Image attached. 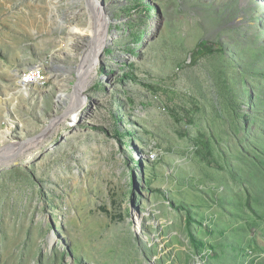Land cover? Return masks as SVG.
I'll return each mask as SVG.
<instances>
[{
  "label": "rangeland",
  "instance_id": "1",
  "mask_svg": "<svg viewBox=\"0 0 264 264\" xmlns=\"http://www.w3.org/2000/svg\"><path fill=\"white\" fill-rule=\"evenodd\" d=\"M97 5L0 0V264H264V0Z\"/></svg>",
  "mask_w": 264,
  "mask_h": 264
},
{
  "label": "bare ground",
  "instance_id": "2",
  "mask_svg": "<svg viewBox=\"0 0 264 264\" xmlns=\"http://www.w3.org/2000/svg\"><path fill=\"white\" fill-rule=\"evenodd\" d=\"M99 1H101V0H91V3H92V6L93 7H95V9H97L98 10V5H97V3L99 2ZM100 5V4H99ZM92 8V7H91ZM100 15V14H99ZM101 20H102V22L103 23H101L102 24V27H103V36H104V39H102V40H100V42H98L97 43V45H96V51L94 52V56H93V59H92V63H91V68H89L88 67V70L90 71V69H91V71L92 70H94L95 68H96V66H97V57H98V55L102 52V50H103V48L106 46V27H107V23H108V21L105 19H102L101 18ZM87 67V66H86ZM35 68L36 69H40L42 72H43V75H45L44 74V69H43V65L41 64V63H36L35 64ZM26 68H24L23 70H25ZM22 70V71H23ZM90 73V72H89ZM21 76V75H20ZM22 78V77H21ZM45 78V76L43 77V79ZM20 80L21 79H19V86L21 87V88H29V87H32V86H37V85H40V83H28V84H21L20 83ZM63 95V94H62ZM18 147H20V146H17V148ZM14 147L12 146L11 147V149H13ZM10 149V148H9ZM16 149V148H15Z\"/></svg>",
  "mask_w": 264,
  "mask_h": 264
},
{
  "label": "built area",
  "instance_id": "3",
  "mask_svg": "<svg viewBox=\"0 0 264 264\" xmlns=\"http://www.w3.org/2000/svg\"><path fill=\"white\" fill-rule=\"evenodd\" d=\"M21 77V84L41 83L44 80L43 72L40 69H36L35 64L26 67V69L22 71Z\"/></svg>",
  "mask_w": 264,
  "mask_h": 264
}]
</instances>
